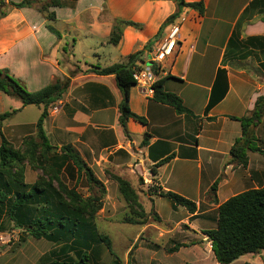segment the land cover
I'll use <instances>...</instances> for the list:
<instances>
[{
  "label": "crops",
  "instance_id": "crops-1",
  "mask_svg": "<svg viewBox=\"0 0 264 264\" xmlns=\"http://www.w3.org/2000/svg\"><path fill=\"white\" fill-rule=\"evenodd\" d=\"M0 1L8 4L22 0ZM184 2H200L204 12L202 15L190 9L181 12L180 49L173 58L162 62L157 80L169 77L162 89L177 96L187 113L179 114L173 107L154 101L152 95H144L133 86L129 90V110L143 118L145 125L128 119L125 129L118 121L121 93L114 76L73 73V66L83 71L88 66L103 69L124 64L129 55L139 51H142V62L136 66L142 69L152 64L157 43L148 49L145 46L165 20L177 11L172 0H76L61 8H51L55 15L53 20H46L34 5L22 9L8 6L7 15L0 19V70H7L30 93L57 79H69L66 92L48 109L43 130L52 147L74 149L104 186L106 195L93 226L100 219V212L118 207L119 203L117 184L105 171L126 180L138 193L148 188V182L154 181L151 177L149 181L146 179L150 168L173 156L158 167L153 184L158 191H170L193 202L196 212L194 215L186 210L181 212V207L170 204L179 218L173 215L163 218L158 211L155 213L167 227L163 235H171L180 226H186L187 233L197 240L201 230L197 222L209 220L207 213L211 209L216 211L217 217L218 206L227 199L264 185V146L260 140L264 134L261 128L264 118L253 130L256 145L263 154L247 152L245 168L234 166L229 158L234 141L241 136L238 120L246 117L256 100L264 96V0ZM102 4L107 12L104 17ZM114 19L141 27H126L119 44L111 46L107 40ZM46 25L52 26L60 38L51 34ZM168 29L163 30L160 41ZM41 112L42 107H23L17 98L0 92V115L11 114L0 119L1 135L14 149H19L22 140L35 136ZM143 140L146 141L144 146ZM193 166L199 172L192 185V177L189 176L188 182L186 173L193 171ZM36 178L34 174L30 179L25 168L27 185H33ZM219 178L216 203H212L207 194ZM60 179L67 188L76 191L79 181L87 184L84 174L78 176L71 162H65L61 168ZM142 179L147 184L140 183ZM161 199L163 197L145 194L140 203L143 206L146 202V209L151 210L150 204L155 207L156 201ZM6 206L0 204V232L6 228L4 222L12 224ZM146 224L141 226L142 230L152 226L159 233L162 231ZM136 239L137 236L133 242ZM208 246L210 248V243ZM196 247L200 249L193 246ZM93 250L91 247L90 264L97 263ZM129 251L130 247L126 254ZM137 253L139 250L135 257ZM177 253L179 251L168 256ZM204 253L211 257L209 264H215L211 251L203 250L195 255L200 261L188 264H199ZM154 255L153 250H148L146 256L153 261Z\"/></svg>",
  "mask_w": 264,
  "mask_h": 264
},
{
  "label": "trees",
  "instance_id": "trees-1",
  "mask_svg": "<svg viewBox=\"0 0 264 264\" xmlns=\"http://www.w3.org/2000/svg\"><path fill=\"white\" fill-rule=\"evenodd\" d=\"M75 2L76 0H68ZM105 0H103L104 2ZM177 11L169 16L159 28L157 34L147 43L145 48H150L160 41L163 30L170 27L181 18V12L190 9L202 15L204 6L202 3H185L184 0H172ZM1 5H6L1 2ZM13 9L32 7L31 0H22L19 3L7 4ZM63 4L59 0H52L39 7L38 11L46 20H53L54 12L51 8H61ZM7 15V11L0 13V19ZM111 30L107 43L117 46L121 40L123 30L126 27L139 29L141 26L132 22L114 19L111 21ZM46 29L56 38L59 33L50 25ZM157 48V47H156ZM142 51L128 56L126 63L114 64L100 69L93 67L90 74L99 76L113 75L117 88L121 93V101L118 107L119 124L125 129L128 119L145 125V120L129 110V90L135 86L132 79L133 70H139L136 63H141ZM157 74V69L152 68ZM169 77L156 80L152 85V99L158 103L169 105L177 113L187 111L182 106L181 100L171 93H165L163 83ZM69 87V79L55 80L41 90L27 92L19 81L12 78L7 70H0V92L7 96L17 98L23 107H42V112L36 123V134L22 140L19 149H14L0 133V204L7 205V213L14 227L26 233L35 240H45L59 246V250L53 255L55 259L46 264H90V256L86 252L78 255V247L87 245L90 250L94 239V226L92 225L96 214L102 209L106 195L104 186L85 165L78 153L70 146L60 148L52 147L43 130L44 119L48 115L51 105L59 101ZM10 113L0 115V119L9 117ZM264 117V96L259 97L251 112L246 117L239 119L241 123V136L236 139L229 151L230 163L234 166L245 168L247 166V152L263 154L257 147V140L253 137V130ZM146 145V141H142ZM58 153L59 155H57ZM173 156H168L150 168V176L155 182L157 169L167 163ZM65 162H71L76 168L78 176L84 174L89 195L83 197L75 188H67L61 181V168ZM26 165L34 171H41L33 185L24 183V171ZM110 180L117 184L120 198L125 203L127 216L122 220L124 224L145 225L147 213L139 201V194L126 180L105 171ZM216 180L210 187L207 197L212 203H216ZM3 186V187H2ZM94 188L96 192H94ZM149 196L155 195L171 201L175 207L184 208L189 214L194 215L196 205L186 198L170 191H158L153 185L147 189ZM153 211V209L151 208ZM153 221L160 223V219L153 211ZM201 234L210 243L211 253L215 264H231L244 255H257L264 251V185L258 189H250L241 192L220 204L217 208L216 228L203 230ZM107 249L109 243L105 237L100 236ZM192 242L189 245H197ZM187 244H176L167 253L173 254L180 248L190 247ZM69 254L75 255L70 258ZM60 258V259H59ZM188 264V263H186Z\"/></svg>",
  "mask_w": 264,
  "mask_h": 264
},
{
  "label": "rangeland",
  "instance_id": "rangeland-1",
  "mask_svg": "<svg viewBox=\"0 0 264 264\" xmlns=\"http://www.w3.org/2000/svg\"><path fill=\"white\" fill-rule=\"evenodd\" d=\"M33 5L39 9L42 5L51 2L52 0H31ZM62 4H71V2L66 0H59ZM0 1V13H3L8 9V5H1ZM50 11V9H49ZM101 14L103 17L107 15L105 5L102 4V11ZM76 56L81 60L79 55L76 53ZM66 60H63L65 63ZM154 66H152L153 68ZM141 69V67H138ZM93 67L88 66L85 67V71L78 68V66H73V73H84L87 74L88 71L92 70ZM72 72V71H71ZM13 78V77H12ZM59 80V79H57ZM65 80V79H64ZM17 81V80H16ZM62 81V80H61ZM22 85V84H21ZM23 87V86H22ZM24 88V87H23ZM25 89V88H24ZM36 112V111H35ZM264 118V117H263ZM264 130L263 126L261 127ZM262 135V134H261ZM260 140L263 141L261 146H264V134L261 136ZM59 155L58 153H56ZM28 175L31 179V176H40L41 171H34L30 169L28 165H26ZM110 168V167H109ZM109 168H107L109 170ZM32 175H30V173ZM198 170L194 168L193 171L187 172L188 175L187 180L189 182V176L192 177V181L190 184L193 185V179L196 180L198 175ZM151 176L146 175V179L149 181ZM86 180V179H85ZM186 180V181H187ZM29 181V178H27ZM4 182V181H3ZM3 182H1L3 184ZM30 182V181H29ZM0 183V186L2 185ZM25 183V179H24ZM87 183V182H86ZM140 183L147 184L145 180H141ZM204 183V182H203ZM26 184V183H25ZM148 188L150 189L154 184L148 182ZM27 185V184H26ZM87 185V184H86ZM85 183L78 182V193L83 197L89 193L88 186L86 188ZM31 186V185H28ZM3 187V186H2ZM147 188V189H148ZM147 189L139 190V201L143 203V195L148 194ZM181 189V188H179ZM180 191V190H179ZM94 192L96 189L94 188ZM195 196V193H192ZM115 195L112 193L113 201L115 200ZM221 198L223 195L221 194ZM210 199L209 197H207ZM117 204L118 207H114L110 210L105 209L104 212H100V219L95 222L94 225V237L92 247H94L93 255H95L97 263L94 264H186V263H193L200 261L195 257L197 253L203 251L210 252L211 249L208 246V241L206 238L201 234L203 230H213L216 228L215 218H216V211L211 209L207 213L209 220L207 221H198L197 224L200 226V239H194L192 234L187 233L189 230L186 226H180L179 230L175 231L171 235H163V231H166L165 225L162 223H156L153 221V211L159 212L161 217L169 218L171 215L175 217H180L178 212H173L169 201L166 198H163L159 201H156V206L154 207L153 204L150 208L152 210H148L147 203L143 205L144 209L147 213V225H153L155 227L160 228L162 231H156L152 228V226L146 227V229L142 230L140 225H130L122 223V220L127 216L128 211L126 210L125 203L123 200L117 196ZM115 203V201H114ZM149 208V206H148ZM149 208V209H150ZM181 212H186L184 208H180ZM174 213V214H173ZM178 215V216H177ZM7 220V218H6ZM12 224L8 222H4L5 230L0 232V264H46L49 261L56 258L53 254L59 250V246L53 245L45 240H35L32 237H29L26 233H23L22 230L17 229L14 227V222L10 221ZM159 233V234H158ZM100 236L105 237L109 243V249L105 246V244L100 241ZM135 236L137 239L133 242ZM187 237V238H186ZM192 242H198L197 246L199 248H193L189 244ZM187 244L190 247L187 248H180L178 251L179 253L168 256L167 249H170L173 245L176 244ZM87 245L83 247H78V255H81L82 252H86L87 255L90 256V250H87ZM130 247L129 254H126L127 248ZM139 250L137 256L135 257L136 251ZM148 250H153L155 252L153 261H151V257L146 256L148 255ZM147 251V252H146ZM70 258H75V255L69 254ZM60 259V258H59ZM211 257L208 253H204L199 264H209ZM243 262H247L246 264H264V253L261 255H244L240 259L236 260L232 264H243ZM92 263V262H91ZM214 263V260H213Z\"/></svg>",
  "mask_w": 264,
  "mask_h": 264
},
{
  "label": "built area",
  "instance_id": "built-area-1",
  "mask_svg": "<svg viewBox=\"0 0 264 264\" xmlns=\"http://www.w3.org/2000/svg\"><path fill=\"white\" fill-rule=\"evenodd\" d=\"M182 21L183 19L180 18L169 27L168 32L158 43L157 48L152 54V64L139 70H133L132 79L142 94L147 96L153 94L152 85L157 80V74L153 73L152 66L157 69L158 73L161 70L162 62L168 58H173L179 51V31ZM57 108L54 107V109Z\"/></svg>",
  "mask_w": 264,
  "mask_h": 264
}]
</instances>
